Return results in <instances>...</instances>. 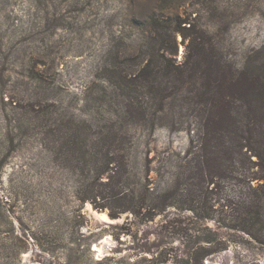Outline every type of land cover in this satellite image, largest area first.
<instances>
[{
	"label": "rangeland",
	"instance_id": "374dc122",
	"mask_svg": "<svg viewBox=\"0 0 264 264\" xmlns=\"http://www.w3.org/2000/svg\"><path fill=\"white\" fill-rule=\"evenodd\" d=\"M153 15L163 28L173 21L190 37L156 39ZM200 37L236 69L247 60L256 66L264 88V0H0V264H264L261 182L254 183L263 215L255 242L219 222L228 223L229 211L218 205L240 194V178L210 186L203 204L218 207L214 219L188 211L185 191L150 221L128 211L111 219L123 205L109 199L107 209L81 206L76 179L46 148L54 112L81 118L99 112L94 100L116 66L132 74L158 59L162 84L180 87L177 67L197 60L190 40ZM151 48L159 51L155 59ZM163 49L176 53L165 52L163 60ZM42 107L47 112L36 117ZM137 118L125 120L133 137L128 181L140 188L149 170L150 187L168 196V165L183 157L187 135L155 118L162 127L150 134V122Z\"/></svg>",
	"mask_w": 264,
	"mask_h": 264
},
{
	"label": "trees",
	"instance_id": "16d2710c",
	"mask_svg": "<svg viewBox=\"0 0 264 264\" xmlns=\"http://www.w3.org/2000/svg\"><path fill=\"white\" fill-rule=\"evenodd\" d=\"M151 21L156 39L163 43L170 38V33H178L182 41L190 37L182 32L180 25L173 28V21L166 28L156 15ZM190 42L195 45L197 60L188 62L189 66L179 65H185L181 69L177 67L176 81L180 87L162 84L164 78L158 59L147 60L139 70L136 66L132 74H124L116 66L106 78L107 88L94 100L99 112L85 118L64 109L54 112L53 124L45 125L46 135L51 139L46 148L76 179V199L81 206L90 203L96 209H107L109 199L123 205L119 211L109 213L111 219L128 211L134 215L146 214V220L150 221L172 205L167 201L182 196L183 191L187 194L184 202L188 211L199 218L214 219L211 212L216 205L208 210L203 204L210 194V186L213 191L225 180L239 181L240 178L237 183L242 187L240 194L218 205L222 211H229L228 223L227 218L219 222L256 242V225L262 213L255 184L261 182L264 186V88L258 82L256 66L248 60L236 69L216 53L210 41L200 37ZM151 49L152 59L160 55L158 50ZM165 52L176 53L163 49L160 56L163 60ZM182 86H187V90H182ZM45 108L37 109L35 116L41 117V113L47 112ZM102 112L106 120H101ZM136 117L144 123L150 122V134L162 127L155 118L172 126L179 125L187 135L188 147L183 157L168 165V180L172 185L168 196L167 192L150 187L149 170L140 188L136 189L128 181L126 154L132 147L133 137L125 120ZM163 127L169 132V127ZM256 168L261 175L256 176V170L252 171ZM158 199H162L161 208L154 204ZM97 200L104 204L97 206ZM192 260L197 263L195 258Z\"/></svg>",
	"mask_w": 264,
	"mask_h": 264
}]
</instances>
